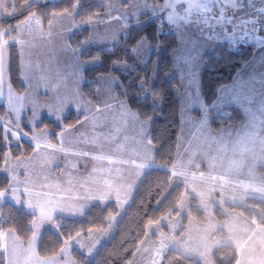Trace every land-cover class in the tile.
<instances>
[{
    "label": "rangeland",
    "instance_id": "1",
    "mask_svg": "<svg viewBox=\"0 0 264 264\" xmlns=\"http://www.w3.org/2000/svg\"><path fill=\"white\" fill-rule=\"evenodd\" d=\"M48 1L53 0H27L24 6ZM98 1L103 5L104 10L82 23L78 21L80 4L77 3L73 11L54 14L48 24L43 21L38 13L31 12L25 20L17 25V34L13 39L14 41L9 42L5 33L1 34L0 104H5L6 113L0 115V123L5 128L7 141L9 142L7 144L9 146L22 145V139L24 138L32 143L39 142L40 139L44 142L45 131L50 129L47 126L43 129L39 127L44 117L62 124V120L73 110L95 111L92 110L94 105L87 106L82 102L85 95L84 85L87 82L85 72L87 69L101 64L102 60L100 58H84L82 57V50L114 46L120 42L121 36L132 27H142L153 21H166L170 23L171 30L176 32L179 37L180 48L175 50L173 59L175 64L173 68L164 73L163 78L172 80L175 78L173 76L179 77L180 75L182 81L187 86L183 90L178 87L176 88L183 102V119L186 125L184 138L187 141L184 148L182 144L180 155L190 158L192 163L196 164L197 167H199L198 163L201 160L206 162L203 167V170L206 171L204 175L195 173L194 176H190L187 173V178L190 179V184L192 185L191 187H196L198 190L196 194L201 197V202L206 212L205 222L193 226L191 228L192 233H189L188 238L182 242H177L186 248L187 251L196 252L199 258L203 260V264H214L212 257L207 253L216 244L233 241L240 242L243 239L242 230L239 231L236 226L241 218L232 215L233 208L230 209L229 206H243V195L247 194L249 187V183L246 180L252 179L256 171L254 169L255 160L263 158L262 161H264V100L254 105L251 102V98L246 96L248 90L247 83L248 85L252 83L255 86H259V89L264 87V76H261L264 73V69L263 71H255V73L258 71L260 74L257 85L252 80L248 81L253 77V71H244V73L247 72L248 77L244 75L240 81L226 87V90H222V98L218 100L214 107L213 104L217 99L213 104L208 106L205 104L202 94H200L201 72L206 65L207 55L213 52L224 41L232 42L237 46H243L252 42L258 43L259 45L257 44L256 47L259 46L260 50L258 52L256 48L255 51L258 57L254 55L249 61L253 60L255 63L264 62V2L260 6H255L251 4L253 0H246L245 5L243 0H164L163 3L161 1L153 2L150 0ZM18 3H20L18 0H0V20L16 15ZM256 10L262 11L259 21L252 20L258 22L257 26L259 29L255 31L252 28V31L248 32L244 26L247 20L253 19L252 15ZM161 12H165L166 15H161ZM243 15L247 16V18H242ZM81 26H88L90 32L82 43V46L76 48L71 44L70 36ZM12 42L16 43L19 49L22 77L25 84V91L23 92L17 91L10 79V47ZM164 49L165 47L161 42L152 43L146 37H143L131 49V57L142 68L150 65L151 56L154 52L157 54V58L152 61L150 80L147 83L143 82L145 93L153 95V85L156 84L159 78L158 56L162 54ZM130 66L131 64L128 60H118L113 63L115 69L118 68L126 71H130ZM101 75L110 76L106 78L107 80L104 83L101 80L103 84L100 95L104 93V95L108 96L109 91V97H112L114 86L119 85L120 87L122 79L115 72ZM244 78H246L245 82H242ZM120 82L121 84H119ZM244 84L245 86H242ZM109 89L112 90L110 91ZM219 91L217 98L219 97ZM233 94L240 95L235 102L242 106L245 112L249 114V122L246 127L218 131L228 125L226 124L217 129V131L213 129L208 130L205 125L201 124L200 119L196 122V124H199L198 126L196 125L192 129L188 127H191L192 112L202 113L201 119L204 120L203 114L211 117L210 123L215 115L230 116L231 113L227 112L228 107L237 108L242 112L235 105L228 107L227 105H223L222 102L225 99L227 100L226 97L230 98ZM85 97L91 100L89 97ZM158 99V97L153 95V103L157 107H160L161 101L159 102L160 99ZM124 102L128 103L126 99ZM99 107L101 106H97V108ZM212 109L216 113L210 116L208 113ZM257 116L258 120L262 119V125L258 128L259 131H255L257 130L255 128L251 129L256 122ZM149 119L152 120L153 124L154 119L152 117ZM90 121L91 119L85 120L81 125L73 129V131L76 129L79 133L78 136H73V140L76 143L79 144L80 141H83L81 134L92 133L95 123L90 124ZM212 142L215 145H212ZM224 142H226L225 145L222 144ZM240 143L242 145H239ZM154 146L156 145L154 144ZM7 157L4 171L10 177L15 194L10 193L11 195L8 196V192L4 191V195L0 196L2 200L14 198L18 194V191H22L25 187L22 181L26 182V180L21 174V168L23 167L20 168L19 164L23 160L27 161L29 159L26 155L20 159L14 158L11 152L7 154ZM210 172L218 175L215 176ZM171 185L173 187L176 186L172 180ZM196 189L193 188L194 191ZM210 190H216L220 194L218 195L220 199L216 205L212 201L211 197L213 195L210 194ZM259 192L262 194L261 190ZM183 197H185V193ZM217 206H220L222 209L221 211L220 207H218L222 217L218 213L217 215L220 218H224L225 214H227L228 218L226 221L220 222L213 219V210ZM251 209L254 214L263 213V210L257 206H252ZM219 226H223L227 230V233L225 235L224 232L223 235L225 236L217 239L213 234ZM50 228H56L55 222L51 224ZM6 231L0 230V240L4 245L7 244L8 240V232ZM244 233L247 232L244 231ZM250 247L251 245L247 244L245 251H249ZM258 255L260 256V253ZM247 256L251 255L247 254ZM251 257L253 259L249 257L245 259V257L241 256L239 264L259 263L254 260L257 259L256 257Z\"/></svg>",
    "mask_w": 264,
    "mask_h": 264
},
{
    "label": "crops",
    "instance_id": "2",
    "mask_svg": "<svg viewBox=\"0 0 264 264\" xmlns=\"http://www.w3.org/2000/svg\"><path fill=\"white\" fill-rule=\"evenodd\" d=\"M245 1L243 0L244 5ZM251 2L252 5L260 6L264 1L253 0ZM261 14L262 11L256 10L252 15L253 19L246 21L244 27H246L248 32H251L252 28L258 31V22L252 20L259 21ZM64 18L66 17L64 16ZM242 18H247V16L243 15ZM179 48L180 45L177 49ZM258 50H260L259 46H257ZM175 52H173V59ZM255 56L257 55L255 54ZM263 69L264 62L255 63L251 60L245 63L243 68L235 75L233 81L220 89L219 97L213 107L222 98V90H226V87L240 81L244 75H247L248 71H253V77L248 81L252 80L257 85L260 74L258 71L255 73V71H263ZM244 71L247 72L244 73ZM262 75L264 76V73ZM108 76L110 75L98 76L99 84L94 101L87 99L86 95L83 97L82 102L87 106L94 105L92 110L95 111L73 110L81 114L82 118L75 125L64 126L58 133L57 142L52 141V131L50 129L45 131L44 142L42 139L39 142H33L35 145L33 152L30 155H26L29 159L27 161L23 160L19 164L20 168L23 167L21 168V174L26 180V182L22 181L25 187L22 191H18L14 198L7 199V201H11L17 206L24 207L27 211L36 214L33 223L35 227L33 236L28 241L22 240L14 230L11 231L12 229L6 231L8 232L7 244L4 245L2 242L6 264H79L73 254L74 249H79L89 260L94 259L101 247L114 235L117 224L134 198L146 172L153 166L157 148L150 138L152 120L141 117L129 103L124 102L126 98L119 94V85L114 86L112 97H109V91L108 96L104 95V93L100 95L102 84L107 80ZM178 78L180 83L177 87L182 90L185 87L187 88L180 75ZM246 78L242 82H245ZM101 80H103V83ZM242 86H245V84ZM247 89L246 96L251 98V102L254 105L264 100V87L259 89V86H255L252 83L248 85L247 83ZM199 91L202 94L201 82ZM178 96L181 103L182 125L177 158L172 166V182L175 185L183 184L185 186V197L178 204L177 214H169L161 220L148 225L145 238L128 264H162L165 254L170 250H175L200 262L203 261L196 252L187 251L186 248L177 242H182L188 238L189 233H192L191 228L198 224H203L206 219V212L204 211L201 197L196 194L198 190L194 186L193 188L196 190H193L190 179L187 178V173L190 176H194L195 173L204 175L206 171L203 170V167L206 162L201 160L198 163L199 167H197L190 158L180 155L182 144L184 148L187 141L184 138L186 125L183 119V102L180 95ZM239 96L234 94L230 98L227 96V100L225 99L222 103L224 106L227 105V107L235 105L240 108L244 114V119L237 124L230 123L218 131L231 130L233 128L239 129L246 127L248 124L249 114L235 102ZM97 106L101 107L97 108ZM209 111L211 113H208L210 116L216 113L214 109ZM203 116L205 120L201 119L202 113L192 112L191 127H188L192 129L194 126H198L199 124H196V122L200 119L201 124L205 125L208 130L217 131L211 126V117H207L204 114ZM258 116L255 124L251 127V129H257L255 131H259L258 128L262 125V119L258 120ZM88 119H91L90 124L95 123L92 133L81 134L83 141L78 144L73 140V136H78L79 133L76 129L75 131L73 129ZM40 128L43 129L44 127ZM123 135H125L124 138H122ZM222 144L225 145L226 142ZM212 145H215V143L212 142ZM239 145H242V143ZM262 159L255 160L254 169L256 171L253 174V178L246 180L249 183V187L247 194L243 195L244 202L242 203L244 204H247L251 198L264 200V170L261 169L264 167V161ZM213 175L217 176L218 174ZM260 190L262 194L259 192ZM7 192L8 196L13 193L10 189ZM210 194L213 195L211 198L216 205L220 199V196H218L220 195L219 192L210 190ZM195 200L205 212L203 221L197 220L191 214ZM112 202L118 207V212L110 215L107 227L94 228L86 233L76 235L67 240L64 247L56 255L44 257L39 254L41 237L44 231L54 223L56 217L81 218L93 205L97 203L107 205ZM218 207L220 206L215 207L213 210V219L224 222L228 216L224 213V218H220L217 215ZM229 207L230 209L232 208L231 206ZM231 214L241 218L236 226L239 231L242 230L243 239L240 242L233 241L216 244L207 254L212 257L214 263L215 251L222 245H232L236 247L239 253L237 264H239L241 256L245 257V259L254 256L257 258L254 260L259 262L257 264H264V226L238 209L233 208ZM185 216L188 217L186 223L183 219ZM183 227L184 230L181 231ZM244 231L247 233H244ZM224 232L226 235L227 230L223 226H219L213 235L218 239L225 236L223 235ZM247 244L251 245V247L246 252L245 247H247ZM259 253L260 256L258 255ZM247 254L251 256H247Z\"/></svg>",
    "mask_w": 264,
    "mask_h": 264
},
{
    "label": "trees",
    "instance_id": "3",
    "mask_svg": "<svg viewBox=\"0 0 264 264\" xmlns=\"http://www.w3.org/2000/svg\"><path fill=\"white\" fill-rule=\"evenodd\" d=\"M158 2L161 0H150ZM164 1V0H163ZM17 13L11 17L0 20V36L5 33L6 38L12 41L17 34V25L31 13H38L43 21L48 24L52 16L64 11H73L77 3L80 4L78 21L82 23L96 16L104 10L98 0H53L44 3L24 6L27 0H18ZM90 28L81 26L70 36L71 44L79 48L88 37ZM148 38L152 43H162L165 47L159 57V78L153 85V95L161 101L157 107L152 100L153 95L145 93L144 83L149 82L152 71V61L157 58L154 52L151 63L146 68L140 67L131 57V49L143 38ZM14 41V40H13ZM11 44V43H10ZM180 42L175 32L171 30L170 23L153 21L142 27H132L121 36L120 42L114 46L104 48H88L82 50V57L87 59L100 58L101 64L86 70L87 79L84 85V93L91 100L96 99L98 88V76L111 72L117 73L122 79L119 94L124 96L130 106L143 118L152 117L153 124L150 138L156 145L154 165L146 172L134 198L122 215L112 238L99 250L97 256L89 260L79 249H74L73 254L79 264H128L133 258L137 248L147 234L148 225L161 220L169 214L178 213V204L185 193V186L171 185L172 166L175 163L179 145V135L182 125L181 103L177 94V86L180 81L175 77L172 80L163 78L164 73L173 67V52L179 47ZM256 43H248L243 46L234 45L232 42L220 43L213 52L206 57V65L201 72V93L205 104L210 106L217 99L221 86L233 81L237 72L247 63L256 51ZM10 79L14 88L25 91L22 70L20 65L19 49L16 43L11 44ZM118 60H128L131 64L130 71L113 67ZM228 115H215L211 124L215 129L229 123L240 122L243 113L234 107H228ZM6 113L5 104H0V115ZM82 118L81 114L71 111L62 120V124L48 117H44L39 127L51 129V139L57 142L59 131L64 126L75 125ZM7 137L4 126L0 123V190L8 191L10 179L4 171L7 154L11 152L14 158L30 155L35 145L27 139H22V145L6 144ZM264 169V167H263ZM247 205H231L238 208L247 216L254 218L259 224L264 225V200L251 198ZM252 206H257L263 213L254 214ZM115 203L104 206L100 203L93 205L83 217L68 218L58 216L54 222L55 229L47 228L40 240L39 254L41 256H53L58 254L67 240L80 233H86L94 228H105L109 225L111 214L117 213ZM217 213L222 217L220 209ZM191 214L199 221L205 219V212L195 200ZM36 214L19 207L11 201L0 198V230L13 229L18 236L28 241L34 233L33 223ZM186 223L188 217L185 216ZM184 230V227L181 231ZM239 259L238 250L232 245H222L214 253L215 264H237ZM203 264L202 262L184 256L175 250L168 251L162 264ZM0 264H6L2 242L0 240Z\"/></svg>",
    "mask_w": 264,
    "mask_h": 264
},
{
    "label": "snow or ice",
    "instance_id": "4",
    "mask_svg": "<svg viewBox=\"0 0 264 264\" xmlns=\"http://www.w3.org/2000/svg\"><path fill=\"white\" fill-rule=\"evenodd\" d=\"M161 3H163V0H161ZM161 15L165 16L166 13L165 12H161ZM62 119V117H60ZM9 143L8 141H6V144ZM75 167V165H74ZM8 188L10 190H12L13 194H15V189L13 188V186L11 184L8 185ZM4 195V191L3 190H0V196H3ZM33 227H35V225H33Z\"/></svg>",
    "mask_w": 264,
    "mask_h": 264
}]
</instances>
